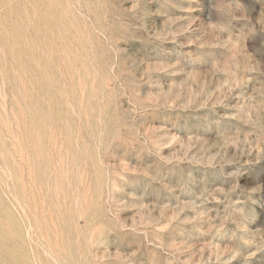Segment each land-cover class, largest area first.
<instances>
[{
    "label": "rangeland",
    "instance_id": "1",
    "mask_svg": "<svg viewBox=\"0 0 264 264\" xmlns=\"http://www.w3.org/2000/svg\"><path fill=\"white\" fill-rule=\"evenodd\" d=\"M0 264H264V0H0Z\"/></svg>",
    "mask_w": 264,
    "mask_h": 264
}]
</instances>
